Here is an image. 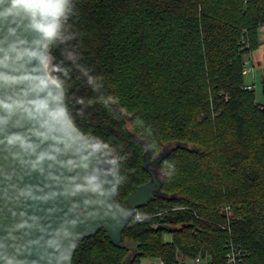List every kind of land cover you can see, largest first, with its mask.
I'll list each match as a JSON object with an SVG mask.
<instances>
[{
  "label": "trees",
  "instance_id": "trees-1",
  "mask_svg": "<svg viewBox=\"0 0 264 264\" xmlns=\"http://www.w3.org/2000/svg\"><path fill=\"white\" fill-rule=\"evenodd\" d=\"M48 59L72 123L119 169L117 200L160 195L115 245L105 229L72 264H146L229 247L264 264V111L244 75L260 47L264 0H71ZM146 161L145 165L144 162ZM153 165V164H152ZM155 168V167H153Z\"/></svg>",
  "mask_w": 264,
  "mask_h": 264
},
{
  "label": "water",
  "instance_id": "water-1",
  "mask_svg": "<svg viewBox=\"0 0 264 264\" xmlns=\"http://www.w3.org/2000/svg\"><path fill=\"white\" fill-rule=\"evenodd\" d=\"M12 26L0 22V264H72L100 229L122 242L135 210L160 195L158 161L121 204L113 153L72 123L48 71L54 38L38 48L24 21Z\"/></svg>",
  "mask_w": 264,
  "mask_h": 264
},
{
  "label": "clouds",
  "instance_id": "clouds-1",
  "mask_svg": "<svg viewBox=\"0 0 264 264\" xmlns=\"http://www.w3.org/2000/svg\"><path fill=\"white\" fill-rule=\"evenodd\" d=\"M71 7V0H0V22L6 23L8 32L14 34L12 25L24 21L37 34L34 44L46 47L47 41L60 36ZM29 55L35 57L38 52L31 50Z\"/></svg>",
  "mask_w": 264,
  "mask_h": 264
},
{
  "label": "built area",
  "instance_id": "built-area-1",
  "mask_svg": "<svg viewBox=\"0 0 264 264\" xmlns=\"http://www.w3.org/2000/svg\"><path fill=\"white\" fill-rule=\"evenodd\" d=\"M248 89H251L252 86L248 85ZM150 215L144 212L139 211V209L135 210L133 219L134 221H141L145 218H148ZM243 250L231 245L229 250L225 255V264H246L243 261ZM146 264H165V261L162 259H146ZM173 264H219L212 257L207 254H198L196 256H179Z\"/></svg>",
  "mask_w": 264,
  "mask_h": 264
},
{
  "label": "rangeland",
  "instance_id": "rangeland-1",
  "mask_svg": "<svg viewBox=\"0 0 264 264\" xmlns=\"http://www.w3.org/2000/svg\"><path fill=\"white\" fill-rule=\"evenodd\" d=\"M258 37L262 43L248 61L244 80L246 84L252 86L256 101L262 104L264 103V94L262 91L264 81V26L259 29ZM147 167L153 169L154 166L147 164Z\"/></svg>",
  "mask_w": 264,
  "mask_h": 264
}]
</instances>
